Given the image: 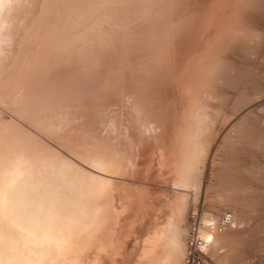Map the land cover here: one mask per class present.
<instances>
[{
  "label": "bare ground",
  "instance_id": "1",
  "mask_svg": "<svg viewBox=\"0 0 264 264\" xmlns=\"http://www.w3.org/2000/svg\"><path fill=\"white\" fill-rule=\"evenodd\" d=\"M125 1L122 0L121 7V0H117L118 5H114L119 7L115 11L111 0L105 2L111 3V8L103 9V0L99 2L100 9L90 8L89 13L86 6L92 7V0L87 4L85 0L83 8L81 2L77 5L74 0H0V264H193L187 261V257L190 259L189 246L194 247L199 257V262L194 264H264V0H181L174 3L177 7L172 3L176 0H169L172 1L170 5L165 1V5L159 7V0H151L154 2L152 7L149 0L134 1L140 5L144 3L141 5L144 9L147 5L154 11L152 17L150 13L147 16L141 7L139 16L133 13L138 18L131 15L136 7L140 9L139 4L132 0L136 6L133 9L134 5L129 2L131 10ZM72 3L76 5L74 11ZM78 6L87 10L81 11ZM169 6L174 9L169 10ZM107 8L110 17L112 13H123L125 17L124 11L131 10L130 20L138 22L132 25L128 16L125 17L126 23L131 24L127 27L130 33H125L130 36L122 35L127 28L118 30L116 26L126 24L119 21L120 14L115 15L117 18L113 16L120 23L115 19L111 22L112 19L105 15ZM78 9L81 13L75 14ZM244 13V23H241ZM85 14L95 16L87 18ZM156 14V19L162 15V20L158 19L160 24L153 17ZM123 18L120 19L123 21ZM108 21L112 25L115 23L114 29L121 30V39L132 36L131 29L137 30L133 26L141 29L139 33L134 31L139 39L137 36L126 39L128 42L132 39V43L123 40V55H127L129 49L128 56L122 55V58L118 54L123 48L120 46L124 45L121 39L117 43H121L119 49L117 44L104 41L109 30L106 28L104 33L105 28L101 27L103 24L109 26ZM139 23L147 27L149 38L154 40L157 39L154 33L157 36L160 31L157 33L156 29L161 26L163 36L167 38L161 31L162 37L158 35L161 37L158 39L163 41L160 44L165 45V51L156 40L153 44L158 42L154 46L160 49L159 54L157 49V54L150 51L154 46L147 37L149 35L144 36L145 28ZM112 25L111 31L115 32ZM111 31L107 36H111ZM99 32L101 35L94 37ZM116 32L115 35L120 34ZM188 34L193 36L189 38ZM87 35L92 36L89 37L91 42L99 36L103 42L98 39L95 46V41L89 44ZM194 35H198L196 38L200 41L195 39L197 42L194 43ZM184 36L190 39L193 48L199 43L195 53L191 51L186 57L184 52L178 55L175 45L180 47V43L174 45L171 42L172 39L181 42L180 38L185 42ZM137 39L143 40L140 46L143 50L145 42H150V48L147 45L150 50H138L145 57L146 54L151 57L153 53L154 58L145 59L148 64L151 62V67L143 63L144 59L137 60L138 63V54L134 50L136 55L130 53L134 46L137 49ZM105 43L117 47L116 53L114 49L111 51L120 59L128 57L125 63L113 55L123 67L125 64L130 68L137 66L138 69L133 68L140 73L141 77L135 72L142 81L134 72L130 73L133 68L127 69L129 73L125 70L126 75L140 80L135 83L136 88L142 86L144 79L154 76L157 71H153L152 66H156L160 56V63L164 64L158 61V66L163 68L173 62V66H165L166 70H173L165 77L166 71L161 73L163 70L156 68L165 74V79L161 77V80L168 82L166 87L160 83V78L157 81L164 85L166 93L162 94L160 89L154 98L163 97L156 101L150 97L146 100L147 96H154V88L152 93L149 90L151 95L146 91V83L150 84L147 80L143 83L145 92L142 91L148 94L141 96V101L139 88L142 87L136 89L137 94L141 91L138 97L133 95L137 98L129 97V87H124L129 76L120 75V72L124 74L123 67L115 60L118 66L116 63L113 66L122 71L116 76L117 70L113 69L116 72L113 71L111 79L107 76L106 80L114 79L112 75L118 78L120 75L121 81L123 77L127 83L117 78L118 84L127 91L118 87L122 93L126 91L123 95H128L119 94L124 100L118 95L125 103L119 102L122 106L119 104L121 116L116 128L118 132H115L118 136L114 135L116 125L110 130V123L105 121L104 128L98 131H84L87 141L78 142L68 134L63 136L57 132L61 124L59 126L67 133H72L74 119L66 116L56 119L55 112L43 113V108L48 105V96L44 93L49 91L51 94L50 88H57V73H61L62 78L67 76L65 67L70 71L69 66L84 59L87 51L82 49L92 48L93 54H97L95 49H105ZM100 44L102 48L98 46ZM186 44L179 49L186 48ZM192 46L186 48L189 50L185 54H189ZM9 48L14 53H10ZM172 48L178 50L174 52L177 55ZM92 49H87L91 56ZM78 50L80 61L71 63L77 58L71 54L76 55ZM47 52L53 53H48L52 57L61 54L60 58L72 59L63 69L60 67L69 58L64 62L54 58L53 61L63 65H51V69H47ZM82 53L85 54L80 57ZM180 58H184L183 61ZM142 63L152 68L153 75ZM56 68L64 70L65 76ZM143 69L149 75L138 72ZM133 76L130 81L135 86ZM228 89L231 91L226 92ZM129 90L132 94L135 91ZM133 100L129 105L128 102ZM122 108L127 110L124 111L126 115ZM15 116L21 117L22 123ZM24 121L36 131L25 127ZM37 131L43 135L39 133L41 137L58 143L59 147L40 140ZM149 197H152L154 209L150 212L149 209L146 214ZM199 199L207 205L201 206V211L198 210L200 204L197 205ZM195 213L198 220L191 223L196 218Z\"/></svg>",
  "mask_w": 264,
  "mask_h": 264
},
{
  "label": "rangeland",
  "instance_id": "2",
  "mask_svg": "<svg viewBox=\"0 0 264 264\" xmlns=\"http://www.w3.org/2000/svg\"><path fill=\"white\" fill-rule=\"evenodd\" d=\"M78 1H80V0H78ZM78 1H77V0H74L75 4H76ZM84 1H85V0L80 1L82 4H81L80 2H78V3H80V5H82V8H83V6H85V5L87 4V2H88L89 0H86V4H85ZM90 1H91V0H90ZM92 1H93L92 7H90V6H86V7H87V8L89 7V9H90V8H91V9H92V8H93V9H97V10L100 9V8H98V5H99V2H102L103 0H102V1H99V0H98V1H97V0H96V1H95V0H92ZM113 1H114V2H112V0H111V3H113L112 5H114V3H115L117 0H116V1L113 0ZM118 1L120 2V0H118ZM123 1H125V0H123ZM134 1H142V0H133V3H134V4H137V2H134ZM144 1H145V0H144ZM144 1H143V2H144ZM149 1H150L149 3L151 4V7H152V5L154 4V2L151 3V0H149ZM152 1H153V0H152ZM154 1H155V0H154ZM165 1H168L167 3H169V5H170V3L172 2V1L169 2V0H164V1H163V0H162V1L159 0V1H158V3H159L158 7H159L160 5H161V6L165 5V3H166ZM176 1H177V2H176ZM176 1H175V2L173 1L172 3H173V4H174V3H178V1H181V0H176ZM83 2H84V3H83ZM94 2H95V3L98 2L97 5H96L97 8H94V6H93V5H95ZM105 2H108V3H109L110 0H107V1L104 0V2H102V3H105ZM119 2L115 3V5H116V4L118 5ZM125 2H126V1H125ZM129 2L132 4V6L134 5V4L132 3V0H131V1H130V0L128 1V0H127L126 3H128V4H126V5H127V6L129 5L128 7L131 6ZM161 2H162V4H161ZM164 2H165V3H164ZM78 3H77V5H79ZM88 3H89V2H88ZM111 3H110V4H111ZM141 3H142V2H141ZM146 3H147V1L145 2V4H146ZM172 3H171V4H172ZM72 4H74V3H72ZM72 4H70V5H72ZM75 4L73 5V6H74L73 11L76 10V9H75V6H76ZM83 4H84V5H83ZM110 4H106V3H105V4L103 5V7H102V5H101V3H100L99 7H102L103 9L106 10V7H107V6H109L108 8H111V7H110ZM120 4H123V3H122V0H121V3H119V6L122 7V5H120ZM138 4H139V6H140V7H139L140 9H138V7H136V6L134 5V6H133V9H134V7H136V8H135V10H133L131 16H134L133 13H134V14L137 13V15L139 16L138 12H139V11H142L141 9L143 8L142 6H144V5H143L144 3L141 4L142 6L140 5V2H139ZM138 4H137V5H138ZM147 4H148V3H147ZM150 4H149V5H150ZM70 5H69V6H70ZM88 5H89V4H88ZM115 5H114V6H115ZM156 5H157V2H155V6H156ZM174 5H175V7L178 6V5H176V4H174ZM73 6H72V7H73ZM96 6H95V7H96ZM104 6H105V7H104ZM114 6H113V8H114L115 11H116V9H118L119 6H115L116 8H115ZM70 7H71V6H70ZM72 7H71V8H72ZM79 7H80V10H81V11H85V10H87V8H86L85 10H84V9L82 10V9H81V6H78V8H79ZM121 7H120V8H121ZM125 7H126V6H125ZM125 7H124V8H125ZM141 7H142V8H141ZM145 7H146V8H145L146 10L143 8V9H144L143 12L146 11V12H147V16L150 15V16L152 17L151 14H154V13H153L154 11H151V9H153V8H151L150 6H149V8H147V7H148L147 5H145ZM153 7H154V6H153ZM156 7H157V6H156ZM167 7H168V4H167ZM76 8H77V7H76ZM108 8H107V9H108ZM113 8H112V9H113ZM120 8H119V9H120ZM126 8H127V7H126ZM126 8H125V9H126ZM130 8H131V10H132V7H130ZM170 8H171V9H170ZM68 9H69V8H68ZM89 9H88V11H89V13H91V11H92L93 9H92V10H91V9L89 10ZM147 9H148V10L150 9L149 12L147 11ZM168 9H169V10H173L174 8H172L171 6H169ZM175 9H177V8H175ZM71 10H72V9H69V12H71ZM80 10H79V9L77 10V11H79L78 13H76L77 11H75V14H79V13H81ZM109 10H110V9H108V10L106 11L107 14H106V12H105V15L108 16V11H109ZM126 10H127V9H126ZM131 10H129V8H128V12L126 11V13H125V11H124V10H123V11H124V14H125V15L127 14L126 16H128L127 18H128L129 23H131L132 25H134V24L137 25L138 20H136V22H135V20H134L135 23H134L133 21L130 20V17H131V16L128 15V14H131V13H129V11H131ZM88 11H86L85 13H87ZM111 11H113V10H111ZM115 11H114V12H115ZM117 11H118V10H117ZM94 12H95V11H93L92 13H94ZM109 12H110V11H109ZM118 12H119V11H118ZM118 12H117V13H118ZM171 12H172V11H171ZM65 13H67V12L65 11ZM96 13H97V11H96ZM96 13H95V14H96ZM110 13H111V12H110ZM110 13H109V14H110ZM148 13H150V14L148 15ZM155 13H157V12H155ZM87 14H88V13H87ZM87 14H85V16H87ZM95 14H93V15L95 16ZM119 14L122 15L123 13H118V14H115V13L113 14V13H112V16H111V17L108 16V17H110V18L112 19V20H111V19L109 18V19L111 20V22H112L113 19L117 18V16H115V15H119ZM93 15H92V14H91V15H88L87 18H89V17L92 18L91 16H93ZM96 15H97V14H96ZM110 15H111V14H110ZM120 15H119V17H118L119 21H121L122 24H123V23H126V21H127V19L125 18L126 16H125V17H124V15L121 16L122 18L124 17L123 19L125 20V21H124V20L122 21V19H120V18H121ZM137 15H135L134 17H137ZM160 15H161V14H160ZM94 16H93V17H94ZM113 16H115V18H114ZM129 16H130V17H129ZM144 16H145V15H144ZM155 16H157V14L154 15L153 17H155ZM102 17H103V16H102ZM105 17H106V16H105ZM108 17H107V18H108ZM134 17H132L131 19H134ZM158 17H159V18H158L159 20H160V18H161V20H162V15H161V16L158 15ZM107 18H102V20L105 19V21H106V20H108ZM137 18H138V17H137ZM137 18H136V19H137ZM158 19H156V17H155V21L157 20L156 22H158V23L160 24V23H161V22H160L161 20L158 21ZM99 20H101V19H99ZM110 20H109V21H110ZM115 20H117V19H115ZM105 21H104V22H105ZM109 21L106 22V24L109 25V26L104 27V24H103V27H101V28H105V29H103L102 31H104V30L106 31V28H107V30L111 31V27H110V26H111L113 23H110ZM117 21H118V20H117ZM117 21H114V22H116V24H119L120 22L118 21V22H119V23H118ZM128 21H127V22H128ZM164 21H165V20H164ZM164 21H163V22H164ZM102 22H103V21H102ZM132 22H133V23H132ZM158 23H157V25H159ZM106 24H105V25H106ZM110 24H111V25H110ZM126 24H127V23H126ZM126 24H125L124 26H120V25H121V23H120L119 25H116V26L118 27V30H119L120 27L127 28L129 24H127V26H126ZM131 24H130V25H131ZM139 24H140V26H141V23H139ZM43 25H45L44 21H42V26H43ZM130 25H129V27H130ZM116 26H115V23H114V25H112V27H113L112 29L115 30L116 28L114 29V27H116ZM108 27H110V29H108ZM145 27H146V26H145ZM145 27H144V25H143V27L141 26V28H145ZM159 27H160V28H159ZM132 28H133V29H137L138 31H137V30H134V31L137 32V33H139V32L141 31V29H138L139 26H136V27L133 26ZM146 28H147V27H146ZM146 28L144 29V30L146 31V33H145V31H143V30H142L143 33L141 32L142 35H144V33H145V35H144L145 37H146L147 35L150 34V33H147V32H148V31H147L148 29H146ZM157 28H159V30L156 29V32H157V33H158V31H160V32L162 31L160 25H159ZM41 29H42V31H43V27H42ZM129 29H130V28H129ZM118 30L116 29L117 32H116V31H115V32H116L117 34L120 33L119 35H115V32H114V31H111L112 34H113V32H114V34H113V36H112V34H111L110 37L107 36V33H109V31H106L107 33L104 31V33H106V38L104 37V38H105V40H104V38L102 37V39H103L106 43L109 41L110 44H111V43L117 44L118 41L121 39V37H120V36H121V32H120V31H121V30H120V31H118ZM122 30L124 31L123 28H122ZM125 30H127V31H124V32H123L124 34L122 33V35H126L127 33H125V32L130 33V30H128V28L125 29ZM176 30H177V27H176ZM176 30H175V31H176ZM42 31H40V32L42 33ZM102 31H101V32H102ZM134 31L131 29V32H132L131 35H132V36H131L130 38L133 37V39H134V38L138 35V34L136 35V33H135ZM175 31H174V32H175ZM40 32H39V33H40ZM160 32H159V33H160ZM163 32H164V31H162V33H163ZM165 32H166V30H165ZM177 32H179V31H177ZM177 32H175V33H177ZM92 33H93V32H92ZM99 33H100V32H99ZM99 33H95L96 35H94V37H95V36L97 37L98 35H101V33H100V34H99ZM102 33H103V32H102ZM104 33H103V35H104ZM134 33H135V35L133 36ZM159 33L157 34V36H156V33H154V34H155L154 37H157V39H155V40L159 42V43L157 42L158 44H160V42L163 43V41H160L161 39H158V38L161 36V34H159ZM166 33H167V32H166ZM166 33H165V35H166ZM90 34H91V33H90ZM97 34H98V35H97ZM146 34H147V35H146ZM168 34H171V33H168ZM114 35H115V36H114ZM127 35L130 36V34H127ZM139 35H140V34H139ZM158 35H160V36L158 37ZM163 35H164V33L162 34V36H163ZM171 35L174 36V35H173V32H172ZM171 35H169V36H171ZM188 35H189V34H188ZM87 36H88L87 39L89 40V37H90L91 35H87ZM92 36H93V34H92ZM92 36H91V37H92ZM129 36H128V37H129ZM162 36H161V37H162ZM169 36H168V37H169ZM172 36L169 37V38H173ZM191 36H193V35L191 34ZM191 36L189 35L188 37L191 38ZM194 36H195V35H194ZM91 37H90V38H91ZM94 37L92 38V40L94 39ZM128 37H127V38H128ZM145 37L140 36L141 39L144 38L143 40H145ZM147 37L149 38L150 35L147 36ZM161 37H160V38H161ZM163 37H166V38H167V36H163ZM184 37H185V36H184ZM188 37H185V38H187L186 40H188ZM196 37L198 38V35L195 36V37H193L194 40L191 39V40L194 41V43H195V41H196L195 39H197ZM122 38H123V39H121V40H122V43H123L124 45H123V46L121 45V43H120L121 40H120V42H119L120 44H117V45H118V49H119L120 47H121V48L123 47V48L121 49V51L118 50L119 52L122 53V54H121V53H118L121 57H122V55H123V53H124L122 50L125 49V48H124V47H125V43H124V41H125V42H128V40H126L127 38L125 39L124 36H122ZM130 38H128V39H130ZM137 38L139 39L138 36H137ZM175 38H176V36H175ZM181 38H183V36H182ZM181 38H180V40H181V42H182L183 44H181V42H178V41H179L178 38H177L178 40H176V39H172L173 41H171V42H172V43L174 42V43H173L174 45H175V42H176V44H179V43H180L179 46H180V45L183 46V45L186 44V40H185V42H184ZM98 39H99L100 41H102V40L100 39V36H99V38H97V39L94 40L95 42L92 41V42H94V44H93L94 46H95V44L97 43L96 40H98ZM106 39H107L108 41H106ZM138 39H137V42H139V43H138L139 45L136 43V46L138 45V46L140 47V46H141V43L143 42V40H142V42H141V41L138 40ZM149 39H150V38H149ZM88 40H87V41H88ZM123 40H124V41H123ZM146 40H147V38H146ZM150 40L152 41V42H151L152 44H153V42L155 41L154 39H150ZM174 40H176V41H174ZM197 40L200 41L199 39H197ZM85 41H86V39H85ZM89 41H90V42H89ZM89 41H88V43H89V44H90V43L92 44L91 40H89ZM129 41H130V40H129ZM131 41H132V39H131ZM131 41H130V42H131ZM133 41H135V40H133ZM189 41H190V39L187 41V42H188V45L186 44V48H187L188 46H192V45L190 44L191 41H190V42H189ZM102 42H103V41H102ZM130 42H128V43H130ZM135 42H136V41H135ZM135 42H133V44H135ZM146 42H147V41H146ZM146 42H145V44H144V45H146V48H145V46H144V50H143L142 47L138 48V46H137V49H136V47L134 46L133 49H131L132 47H130V49L132 50V52H130V53H134V51H135V52L139 55V56H138V55H136V53H134V54L138 57V59H137V57H136V61H137V60H138V61H141V60L144 59V60H143V63H145V64L147 63V64H148V61H146L145 59L148 58V57H150V55L146 54L147 57H145V56H144L145 54L142 53V51H141V52L139 51V50H141V48H142L143 52L146 51V50L148 49V47L150 48V44H149L150 42H149V41H148L149 43H146ZM177 42H178V43H177ZM196 42H197V41H196ZM15 43H16V42H15ZM84 43H85V42H84ZM84 43H83L82 45H84ZM86 43H87V42H86ZM86 43H85V44H86ZM99 43H101V42H99ZM106 43H105V45H106ZM128 43H126V44H127V46H126L127 48H126V49H128V47H129ZM131 43H132V42H131ZM143 43H144V42H143ZM143 43H142V44H143ZM157 43L155 42V44H157ZM184 43H185V44H184ZM191 43H192V42H191ZM89 44H88V46H91V45H89ZM103 44H104V43H103ZM114 44H112V45H109V44L106 45L107 48H106V46L104 45V46H105V49H103L104 47H103V48L100 47V46H102V44L98 45L100 48H102V49H101L102 51H101L98 47H97V49H98L99 51H101V52L97 51V50L95 49V48H96V47H95V48H94V49H95L94 53L97 52V54H93V49H92V48H86V47H88V46L86 45V47H85L86 50H85V49H82V50H83V52H84V51H87V54L85 55V56H86V57H85V56H84L85 53H82V55L80 56V57L84 56V57H82V58H84L83 60H82V58H81L82 61H80V59L78 60V56L80 55V54H79V53H80L79 50H78L77 53H76V55L78 54L77 56H76L74 53L71 54V56H73L74 58L77 57V58H75V59H77V61H75V59H73L74 61H71L72 58L70 59L69 57H68L69 60H67L68 58L66 59L65 56H64V58L61 57V58H62V59H61L60 56H59V55H61V54L52 57V56L48 55V53H49V54H52V55H53V53L47 52L48 57H47V55H46V58H48V59H46V61H45V65H46L47 63H49V64L46 65V68H47V66H48L47 69H51V68H50L51 65H52V66L54 65V67H55V65H57V67H59V66L61 65L60 63H61V62H64L65 60H67L66 63H64V65L62 64L63 67H60V68H63V69H64V67H65L66 64H67V66H68V65H69V61H71V63H73V62H79V61H80V62H79L80 64L78 63V64H79V67H77V66H78L77 63H73L74 65L71 64L73 67H77V68H74V69H76V70H74L72 66H69V69H71L73 72H71V70L69 71V70L67 69V67H65L66 69H64V70H67L68 73L71 72V73H69V74L67 73V71H65V72H66V73H65L64 70L61 71L59 68H56V71H57V69H59L60 72H63L62 76H63V75L65 76V74H67V76H65L66 78H65V77L62 78V77H61V73H60V75H59V73H57V79H59V80L57 81V83H59V85H58L57 83H55V84H56L55 86H56L57 88H55V89L50 88V91H52L51 94H50L49 91L46 92V93H44V94H46V95L48 96V97L46 98V99H47V102H48V105L45 106V107L43 108V109H44V112H43V113H45V115H47V112H49V113L53 112L52 114H54V112H55L54 115H55V118H56V119H57V118H63L62 116H66L67 118L74 119V120L76 121V122L73 121L75 124L72 125V128H74V127H75V128L72 130V133H67V130H65L64 128H62L61 126H59V125H61V124H59V125H58V129H57V132H58L60 135L65 136V135L68 134V135H70L73 139H77L78 142H80V141H87V140H86L87 137H85L84 131H86L87 129H92V130H94V131H98V130L102 129V127L104 126V122H105V121H107V122L110 123V126L112 127V128H108V129H110V130H111V129H114V125H116V126H115V130H114V135L118 132V131L116 132V128H117V126L119 125V124H117V123L119 122L118 120H120V119H119V115H120V113H121L120 110H118V109H120V105L122 106V104H120V103H121V102L124 103V101H122L123 96H124V97H125V96H128L127 94H126V95H123V94H125V92L127 91V89H126V88H123V85H121L123 89L121 88V86L118 84V79L120 78V82L123 81V77H122V81H121V76H120L121 73H122V76H126V77L129 76V78H126L125 80L129 79V80H127V82L130 83V85H131V81H130V80H132V77H131V76H133V75H131V74H129V75L127 74V75H126L125 73L128 72V71H127L128 68H129V70H131L133 67H135V66H136L135 64H137L138 61L135 62V64H134L135 66H133L132 68H130L129 66H127V65H129V64H125V66H127V68H125V66L123 67V66H122L123 64H121V63H122V62L127 63V61H125V60H126V58H128V57H126V58L124 57V58H125V60H124V59H120V57L118 56V54H115V55H114V53H116L115 51H116V48H117V47H116V48H115V47H112ZM133 44H132V45H133ZM152 44H151V45H152ZM155 44H153V46H154ZM158 44H157V45H158ZM164 44H165V43H164ZM13 45H15V44L13 43ZM119 45H121V46L119 47ZM130 45H131V44H130ZM132 45H131V46H132ZM147 45H148V47H147ZM157 45H155V46H157ZM160 45H161V47H160L161 49L165 46V45L163 46L162 44H160ZM170 45H171V43H170ZM194 45H195V44H194ZM15 46H16V45H15ZM15 46H14V47H15ZM94 46H93V47H94ZM110 46H111L112 48H110V50H108ZM115 46H116V45H115ZM155 46L153 47L154 50H153V48H152V50H150V49H148V50H150V51H154V52H155L154 54H157L156 51H155L157 48H155ZM162 46H163V47H162ZM172 46H173V45H172ZM175 46L177 47V49L179 50V52H178V50H177V51H176L175 49L173 50V48H174ZM175 46H173V48H172L173 53H174V52H178V55H179V53H180V56L184 54V56L186 57L187 55L190 56V52H191V51L194 52L196 49L199 48V47H197V46H199V43H196V45H195L196 48L194 47L195 49L193 48V46H192L193 50H192V48H190L191 50L189 51V54H188V53L185 54V52H187V50H189V48H188V49H186V48H181V50L185 49V51L183 50V51L181 52V50L179 49L181 46H180V47H178V45H175ZM10 47H11V46H10ZM83 47H84V46H83ZM11 48H12V47H11ZM11 48H9L10 51L12 50ZM81 48H82V46H80V48H79L80 51H81ZM158 48H159V46H158ZM14 49H15V48H14ZM87 49H88V50H89V49H92V50H91V51H92V54H93L92 56H91V54H90L91 52H89L90 50L88 51ZM111 49H112V50L114 49V51H113L114 53L111 51ZM138 49H139V50H138ZM71 50H72V49H71ZM104 50H105V51H104ZM128 50H129V49H128ZM128 50H127V52L125 53V54H127V55H123V56H128V53H129ZM131 50H130V51H131ZM133 50H134V51H133ZM136 50H138L139 52L136 51ZM157 50H158V54H159L160 49H157ZM164 51H165V47H164ZM88 52H89V53H88ZM98 52H99L100 54H99ZM148 52H149V51H147L146 53H148ZM183 52H184V53H183ZM8 53H9V51H8ZM10 53H14V51H11ZM70 53H71V52H70ZM101 53H102V54H101ZM151 53H152V52H151ZM151 53H149V54H151ZM182 53H183V54H182ZM194 53H195V52H194ZM88 54H90V55L88 56ZM111 54H112V55H111ZM134 54H133V55L129 54V55H130L131 57H132V56L135 57ZM143 54H144V55H143ZM152 54H153V53H152ZM152 54H151V57L154 58V55L152 56ZM161 54H162V52H161ZM192 54H193V53H192ZM65 55H66V54H65ZM74 55H75V56H74ZM94 55H97V56H94ZM113 55H114V56L117 55V56H118L117 60L120 59V61L122 60V62L117 61V60L115 59L116 57H114ZM174 55H177V54L174 53ZM143 56H144L145 58H144ZM155 56H156V55H155ZM172 56H173V55H172ZM133 57H132V58H133ZM140 57H141V58H140ZM151 57H150V58H151ZM156 57H157V56H156ZM158 57H159V55H158ZM185 57H184V58H185ZM49 58H51V60H50ZM52 58H53V59H52ZM54 58H55V59L60 58L59 61H61V62L57 61L58 59H57L56 61H53V60H55ZM122 58H123V57H122ZM139 58H140V60H139ZM160 58H161V56L159 57V60L155 58L156 61H157V60L159 61V62L157 61L158 63H160V61H161ZM176 58H177V62H179V61H178V57H176ZM176 58H175V59H176ZM184 58H182V59L180 58L179 60H182V61H183ZM129 59H130L131 61L134 60V59H131L130 57H129ZM148 59H149V58H148ZM148 59H147V60H148ZM48 60H50V61L48 62ZM115 60H116L117 62H120L121 66L123 67L122 69H123L125 75L123 74V72H120V71H122V70H118V69H116V68H118V67H116V66H118V64L115 62ZM123 60H124V61H123ZM127 60H128V59H127ZM153 60H154V59H153ZM153 60H152V62H154ZM171 60L173 61L172 58H171ZM8 61H9V60H8ZM8 61H7V62H8ZM51 61H53V64H51V63H52ZM131 61H128V63L131 62ZM182 61H181V62H182ZM7 62H5V64H6ZM46 62H47V63H46ZM55 62H58V63L55 64ZM67 62H68V63H67ZM132 62L134 63V61H132ZM149 62H150V61H149ZM157 62H156V66L154 65L155 67L152 66L153 71H154V70L157 71V72L154 73V76H151L152 78L146 76L147 79H144L145 82H147V80H148L149 83H150V84L146 83V84H147V88L145 87L146 85H145V86L143 85L144 81H143V83L140 82V83H142V84H141L142 86H139V87H142L141 89H140L139 87L136 88V86H137L136 84L138 83L137 80L140 81L141 78H139V77H141V76L139 75L140 73H137V71H136L135 68L132 69V71H131L130 73L134 72L135 75H136V73H137V74L139 75V77H138L137 75H136V76H137L140 80L137 79V77H134V76H133V80L135 81V82H134V85H135V86H133V83H132L131 86H129L127 82L123 81V82L127 83V84H124V87H129L127 93L130 92V94H132L131 92H133V91H132V90L130 91V90H129L130 88L133 89V90H135L134 93H133L132 95L129 94V97H130V96L134 97L133 95H136V96L138 97V95L140 94V92L142 91V89H143V91H144V88H146V91H147V92L151 89V90H150L151 93H152V90H153V88H154V91H153V92H154V93H153L154 96H147L148 93L145 94V93H144L145 91H144V92L142 91V95L139 96V98H140L141 101H142V97H141V96H145V97L147 96V97H146V100H148L147 98H149V97L153 100V98L158 94L157 91H159L160 89H161V90H160L161 93L165 95L166 90H167L165 87H166V85H167L168 82L165 83L166 81H165V82H162V80H164L165 77H167V75L169 74V73H167V72H170L171 70H173V69H170V71H168L169 69L166 70V69H165V66H166V68H167L168 66L170 67L171 64H172L173 62H172V63L170 62L171 64H169V63H168L167 65L165 64V66H163L164 69H163L161 66L159 67ZM161 62H162V61H161ZM167 62H168V61H167ZM174 62H175V61H174ZM177 62H175V64H176L175 66H178V65H177L178 63H177ZM197 62H198V60H197ZM115 63H116V66H113V64L115 65ZM133 63H132V64L130 63V65L132 66ZM138 63H140V62H138ZM143 63H142V65L144 66ZM58 64H60V65L58 66ZM76 64H77V66H76ZM120 64H119V65H120ZM147 64H146V65H147ZM160 64L162 65V64H164V62H163V63H160ZM6 65H7V64H6ZM49 65H50V66H49ZM62 65H61V66H62ZM138 65H139V64H138ZM142 65L140 64V66H141L140 68H142ZM146 65H145V66H146ZM151 65H152V64H151V62H150V64H148L147 66H150V67H151ZM179 65H180V63H179ZM121 66H120V67H121ZM145 66H144V68H145ZM147 66H146V68H147ZM157 66H158L159 68H158ZM172 66H173V64H172ZM70 67H72V68H70ZM138 67H139V66H138ZM136 68H137V66H136ZM152 68H151V69H152ZM154 68H155V69H154ZM156 68H157V69H160V68H161V70H163V71L160 70L161 73L164 72V70H165V71H166V76H165V74H161L160 71L156 70ZM171 68H172V67H171ZM113 69L117 70V74L115 73L116 76H118V74H119V72H120L119 78L116 77L115 75H112L114 79H112V80H106V77H107V76L110 77V79H111V73L113 74L114 72H116V71H114ZM120 69H121V68H120ZM134 69H135V71H133ZM137 69H138V68H137ZM147 69H150V68H147ZM147 69H146V70H147ZM151 69L148 70L147 72L150 73V72L152 71ZM125 70H126L127 72H125ZM146 70H145V71H146ZM48 71H49V70H48ZM56 71H55V72H56ZM110 71H111V72H110ZM113 71H114V72H113ZM141 71H143V73H145V72H144V69H143V70H139L138 72H141ZM153 71L150 73V75H153V74H152ZM108 72L110 73V76L108 75ZM135 72H136V73H135ZM147 72H146V73H147ZM158 72H159V73H158ZM64 73H65V74H64ZM128 73H129V72H128ZM146 73H145V75H146ZM156 74H157V75H156ZM87 75H89V76H87ZM130 75H131V76H130ZM141 75H142V74H141ZM143 75H144V74H143ZM147 75H149V74L147 73ZM163 75H164L165 77H163ZM114 76L116 77V79H115ZM58 77H60V78H58ZM108 77H107V79H108ZM142 77H143V76H142ZM144 77H145V76H144ZM144 77H143V78H144ZM161 77H163L162 80H161ZM43 78H44V77H43ZM64 78H65V79H64ZM117 78H118V79H117ZM124 78H125V77H124ZM134 78H135V79H134ZM143 78H142V79H143ZM158 78H160V83H161V82L164 83L165 87H163L164 85H163V84H160L159 81H157ZM54 79H55V78H54ZM60 79L62 80V82H61ZM150 80H151V82H152V85H151ZM158 80H159V79H158ZM40 81H42L41 78H40ZM40 81H39V82H40ZM129 81H130V82H129ZM141 81H142V80H141ZM60 82H61V83H60ZM132 82H133V81H132ZM136 82H137V83H136ZM155 82H156V84H155ZM42 83H44V81H42ZM42 83H41V85H43ZM135 83H136V84H135ZM45 85H46V84H44V86H45ZM57 85H58V86H57ZM155 85H156V86H155ZM46 86H47V85H46ZM118 86H119L123 91H124V90H126V91H125L124 93H122L123 91H120L121 89H119ZM132 86H133V88H132ZM153 86H154V87H153ZM134 87H135V88H134ZM148 87H149V89H148ZM138 88H139V90H141V91L137 94V93H135V92L137 91L136 89H138ZM162 88H163V89H162ZM119 91H120V93H119ZM150 91H149V94H150ZM160 91H159V92H160ZM162 91H163V92H162ZM229 91H231V90H230V89L226 90V92H229ZM155 92H156V93H155ZM121 93H122V94H121ZM143 93H144V94H143ZM161 93H160V94H161ZM119 94H121V95H123V96H121V95H119ZM160 94H159V95H160ZM118 95L122 97L121 101H120V99H119L120 97H118ZM150 95H151V94H150ZM136 96H135V97H136ZM160 96L163 97V95H160ZM160 96H158V97H160ZM129 97H126L127 100H128ZM135 97H134V98H135ZM137 97H136V98H137ZM145 97H144L143 99H145ZM158 97L154 98L153 101H156L155 99H158ZM134 98H133V99H134ZM150 98H149V99H150ZM48 99H49V100H48ZM124 99H125V98H124ZM124 99H123V100H124ZM127 100H125V101H127ZM129 100H131V99H129ZM134 100H136V99H134ZM134 100L131 101V102H128V104H129V103L132 104V102H134ZM143 101H145V100H143ZM119 102H120V103H119ZM55 104H56V105H55ZM119 104H120V105H119ZM124 104H125V103H124ZM130 104H129V105H130ZM54 105H55V106H54ZM53 106L55 107V109H54ZM127 107H128V106H127ZM122 109H123V108H122ZM53 110H55V111H53ZM56 111H57V112H56ZM124 111H127V110H124V109H123V112H122L123 114L126 115V112H124ZM119 112H120V113H119ZM127 114H128V113H127ZM133 115L135 116V114H133ZM120 116H121V115H120ZM123 116H124V115H123ZM134 116H133V117H134ZM126 117H127V116H126ZM16 118H17V120H18V119H19V120L21 119L20 122L22 123L23 119H22L21 117H16V116H15V119H16ZM121 118H122V117H121ZM124 118H125V116L123 117V119H124ZM127 118H128V117H127ZM127 118H126V119H127ZM134 118H135V117H134ZM121 120H122V119H121ZM122 121H123V120H122ZM24 123H25V121H24ZM24 123H23V124H24ZM109 123H108V124H109ZM105 124H106V123H105ZM75 125H76V126H75ZM24 126H25V127L28 126V128H31L27 123H25ZM105 126H106V125H105ZM106 127H109V125H107ZM32 128H33V127H32ZM32 128H31V129H32ZM72 128H71V129H72ZM103 128H104V127H103ZM33 129H34V128H33ZM117 130H118V129H117ZM34 131H36V129H34ZM37 132H38V131H37ZM115 132H116V133H115ZM35 133H36V132H35ZM39 133H40V132H38L37 135H38ZM40 134H41V133H40ZM40 134H39V138H40V140L44 141L45 143L49 142V145H51V146H55V145H56V146H57V147L55 146L56 148L59 147L58 143L54 142L53 140L51 141V140H48L47 138H43V137H41L42 134H41V135H40ZM111 134L113 135V131L111 132ZM114 135L112 136L113 138H115V136H118V135H115V136H114ZM42 136H43V135H42ZM117 138H118V137H117ZM46 139H47V140H46ZM50 141H51V142H50ZM115 141L118 142V139H116ZM52 142H53L54 144H53ZM138 144H139V143H138ZM60 148H61V147H60ZM207 178H208V177H207ZM205 182H206V181H205ZM262 186H263V185H262ZM132 199L134 200V198H132ZM132 199H131V200H132ZM151 200H152V197H151V198L149 197L147 203L150 205V207H149V205L147 204L146 214H149V212L152 211V210L154 209V207H152V206H154V205L152 204V203H154V202L151 201ZM134 201H135V200H134ZM200 201H201V200L199 199V200H198L199 203L197 204V205L200 204V205L198 206V208H199L198 210H199V211H201V208H202V207H206V206H207L205 203H202V202H200ZM151 204H152V205H151ZM202 204H203V205H202ZM201 206H202V207H201ZM217 206H220V205H217ZM217 206H216V207H217ZM200 207H201V208H200ZM151 208H152V209H151ZM217 208H223V207H217ZM149 209H150V210H149ZM148 210H149V212H148ZM199 211H198V213H199ZM197 215H198V214L195 213L196 218H193L194 220H193L191 223H193L195 220H196V221L198 220V219H197V217H198ZM195 216H194V217H195ZM191 220H192V219H191ZM190 225H191V224H190ZM217 262H218V261H217ZM216 264H221V263L218 262V263H216Z\"/></svg>",
  "mask_w": 264,
  "mask_h": 264
},
{
  "label": "built area",
  "instance_id": "3",
  "mask_svg": "<svg viewBox=\"0 0 264 264\" xmlns=\"http://www.w3.org/2000/svg\"><path fill=\"white\" fill-rule=\"evenodd\" d=\"M193 241L190 240L189 244L192 245ZM189 253H190V259H188L187 257V261H190V263L199 262V257L197 258L196 252H194V247L193 246H189Z\"/></svg>",
  "mask_w": 264,
  "mask_h": 264
},
{
  "label": "clouds",
  "instance_id": "4",
  "mask_svg": "<svg viewBox=\"0 0 264 264\" xmlns=\"http://www.w3.org/2000/svg\"><path fill=\"white\" fill-rule=\"evenodd\" d=\"M237 2H239V0H237ZM245 13L241 15V23H244V15H245ZM245 26L247 27V25H245ZM249 30L252 31V32L256 31L255 29H250V28H249ZM209 243H211V239H209Z\"/></svg>",
  "mask_w": 264,
  "mask_h": 264
},
{
  "label": "snow or ice",
  "instance_id": "5",
  "mask_svg": "<svg viewBox=\"0 0 264 264\" xmlns=\"http://www.w3.org/2000/svg\"><path fill=\"white\" fill-rule=\"evenodd\" d=\"M209 239H211V237H209Z\"/></svg>",
  "mask_w": 264,
  "mask_h": 264
}]
</instances>
